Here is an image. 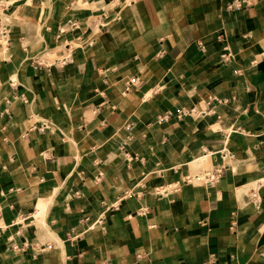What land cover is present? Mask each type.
Masks as SVG:
<instances>
[{"label": "crops", "instance_id": "obj_1", "mask_svg": "<svg viewBox=\"0 0 264 264\" xmlns=\"http://www.w3.org/2000/svg\"><path fill=\"white\" fill-rule=\"evenodd\" d=\"M0 264H264V0H0Z\"/></svg>", "mask_w": 264, "mask_h": 264}]
</instances>
